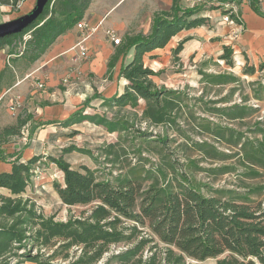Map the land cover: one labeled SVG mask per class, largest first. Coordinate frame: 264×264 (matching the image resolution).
<instances>
[{
    "label": "trees",
    "instance_id": "1",
    "mask_svg": "<svg viewBox=\"0 0 264 264\" xmlns=\"http://www.w3.org/2000/svg\"><path fill=\"white\" fill-rule=\"evenodd\" d=\"M21 1L0 0V4L17 10ZM90 2L50 0L31 26L1 38L0 49L30 32L25 51H31L33 59L38 58L84 17ZM250 3L258 9L256 0ZM219 7L224 8L223 3L183 7L175 0L169 10L155 14L150 33L126 35L109 61V68L122 56L119 71L128 86L124 93L106 98L105 105L138 106L142 98L146 100L142 119L155 125L178 126L187 96L179 89L157 85L153 76H158L160 71L145 65L144 54L165 46L182 29L202 24L206 17L200 14L204 10ZM230 11L233 9L226 12ZM231 17L237 20L236 13L232 12ZM187 39L173 50L176 61ZM233 52L231 45H225L219 59L233 65ZM254 71L253 65L247 69V72ZM201 74L215 84L238 81V77L228 73L201 71ZM94 96L87 98V103ZM251 110L241 103L207 107V111L220 117L248 124L250 135L230 125L206 120L202 123L203 132L231 147L230 152L205 139L196 141L191 147L199 152L198 157L189 155L186 161L180 162L164 156L155 167L141 168V180L137 175L140 171L135 167L120 173L115 182L99 179L87 165L74 167L66 154L77 150L87 152L75 144L63 147L57 155H47L64 173V184H54L62 203L91 204L82 215H71L66 220L45 215L35 199L21 195L32 185L33 166L41 156L24 161L21 149L9 153L5 145L13 136L21 135L29 118H19L16 124L0 129V158L12 164L10 171L0 172V187L10 192V195L0 193V264H11L13 258L14 264H112L114 261L118 264H199L198 261L208 258H218L217 264H264V119L249 125L245 119L250 117ZM86 118L109 132L130 129V122L124 118L108 119L99 115ZM141 134L150 136L146 131ZM156 140L166 144L168 135H159ZM203 161L209 166L201 165ZM198 172L213 180L227 174L231 179L216 186L211 179H197ZM145 180L150 183L144 185ZM119 243H125L126 247L106 256L111 246Z\"/></svg>",
    "mask_w": 264,
    "mask_h": 264
},
{
    "label": "crops",
    "instance_id": "2",
    "mask_svg": "<svg viewBox=\"0 0 264 264\" xmlns=\"http://www.w3.org/2000/svg\"><path fill=\"white\" fill-rule=\"evenodd\" d=\"M174 1L91 0L82 18L95 27L89 36L86 37L85 31L76 23L36 59H33L31 51L21 52L9 47L10 44L1 48L0 129L16 124L19 118H29L21 135L13 136L5 145L7 152L21 149L24 161L35 155L41 156L40 160L45 159L50 155L45 151H50V146L55 148L51 155L60 153L67 146L58 144L62 138L64 141L71 139L72 134H77L75 130H80L77 127L79 123L91 120L86 116L102 114L100 110L106 108V98L120 95L127 89L128 81L119 71L122 56L109 68V61L119 44L115 45L107 37L106 29H115L121 39L126 35L148 34L155 14L169 10ZM178 3L183 7L193 6L192 0H178ZM231 3L237 20H225L230 13L226 12L227 8L206 9L200 14L206 17L202 24L182 29L165 46L145 52V65L154 71L168 65L173 58V50L186 38L178 54L183 62L192 56L198 60L203 56H220L224 46L231 45L235 57L255 66L264 65V0H256L258 9L253 8L250 0H231ZM10 7L0 4V23L5 22L4 12ZM31 8L30 2L28 9ZM81 46L86 48L87 56L82 54ZM95 93L98 96H94ZM92 96L87 103V98ZM77 111L79 113L74 119L66 122ZM46 121L55 122L39 124ZM69 128L73 131L67 132ZM26 130L29 142L24 146ZM11 168L8 160L0 158V172L10 171ZM5 189L8 190L0 187V192L4 193L2 190Z\"/></svg>",
    "mask_w": 264,
    "mask_h": 264
},
{
    "label": "rangeland",
    "instance_id": "3",
    "mask_svg": "<svg viewBox=\"0 0 264 264\" xmlns=\"http://www.w3.org/2000/svg\"><path fill=\"white\" fill-rule=\"evenodd\" d=\"M29 1L33 8L36 0H23L21 1L22 3H19L16 11L10 7V10L4 12L6 14L5 21L29 12L32 9H28ZM24 41V36L16 37L12 40L9 47L23 50ZM235 55V52H233V65L219 59L218 54L203 56L199 60L192 56L186 58L184 62L179 60L178 55V60L176 61L175 55H173L171 63L157 70L160 71L159 75L154 78L157 81V85L165 86L169 89H179L184 91L187 96L182 104L184 114L182 113V117L178 119V126L155 125L142 119V111L146 106V100L140 98L138 106H132L130 103H110L106 108L100 110L102 113L101 115L99 114L100 117L104 116L108 119L124 118L128 120L130 129L109 132L105 127L90 120L89 123H79L77 127L80 130H75L77 134H72L71 139L66 141L62 138L58 144H75L77 147L87 151H73L67 154V160L73 162L72 165L74 167L82 164L87 165L95 170V174L99 179H111L113 182H115V178L120 173H125L127 169L132 167L140 171L137 175L139 180H141V175H143V169L141 168L155 167L164 156L173 157L180 162L186 161L189 155L198 157L199 152L194 147H191L196 141L205 139L230 152L231 147L220 144L213 136L203 132L202 123L208 120L215 124L230 125L244 131L246 135H250L247 131L248 124H241L240 121H230L220 117L214 112L207 111V107L213 109L214 107L241 103L252 109L250 117L245 119V122H249V125L256 120L264 119V65L255 66L245 59L235 57ZM252 65L255 67V71L253 73L247 72V69ZM201 71L209 74H232L238 77V81L226 84L211 83L201 74ZM40 86L44 87V85ZM66 131L70 132L73 130L69 128ZM139 131L141 133L146 131L150 133V136L145 137ZM27 133L26 130V143L29 142ZM159 135H168V142L166 144L158 142L156 139ZM49 148L50 151L47 149L45 151L50 154L54 152V147L50 146ZM109 150L113 151L112 154L108 152ZM117 153L119 156L116 158ZM57 154L55 153V155ZM113 159H117L116 162H113ZM201 165L209 166V163L203 161ZM33 173L32 185H29L21 195L23 197L31 196L35 199L38 209L45 215H54L57 220H66L71 215H82L83 212L90 208L91 204L69 206L62 203L54 184L56 182L64 184V173L47 156L33 166ZM195 176L203 181L211 179L216 186L222 185L231 179L228 174L219 176L214 180L213 178H208L204 172H198ZM143 183L147 185L150 180H145ZM2 191L4 193L0 192L1 194L10 195L8 190ZM125 247V243L112 245L106 256L113 252L116 253ZM145 254H147V250H145ZM217 259L208 258L198 261V263L217 264ZM14 263H16V260L13 258L11 264ZM19 264H30V262H19ZM112 264L118 263L114 261Z\"/></svg>",
    "mask_w": 264,
    "mask_h": 264
},
{
    "label": "water",
    "instance_id": "4",
    "mask_svg": "<svg viewBox=\"0 0 264 264\" xmlns=\"http://www.w3.org/2000/svg\"><path fill=\"white\" fill-rule=\"evenodd\" d=\"M50 0H36L35 6L26 14L0 23V39L23 32L42 14Z\"/></svg>",
    "mask_w": 264,
    "mask_h": 264
},
{
    "label": "built area",
    "instance_id": "5",
    "mask_svg": "<svg viewBox=\"0 0 264 264\" xmlns=\"http://www.w3.org/2000/svg\"><path fill=\"white\" fill-rule=\"evenodd\" d=\"M192 1H193V5L196 4V3L217 2V3H223L224 8H227L228 10H230V9L233 8V7H232V3H231L230 0H192ZM230 14H232L231 11H230L229 14H227V15L225 16V20H226V21H229V22H234L235 19H233V18L231 17ZM77 26H78L80 29H83V30L85 31V34H86L85 36H86V37L89 36L91 33H93L94 30H95V27L90 26V25L87 23V21L84 20V19L78 21V22H77ZM105 33H106L107 37H108V38H109V39H110L115 45L121 43L122 39H121L120 35L117 33V31H116L115 29H113V28H108V29H106V32H105ZM27 34H29V35H27ZM27 34L24 35V40H25V41H24V47H23V50H24V48L26 47V46H25V45H26V41H27L28 39L31 38V34H30V32L27 33ZM80 48H81L82 54H83L84 56H87L86 48H85L84 46H81ZM23 50L21 49V52H22ZM66 81H67V80H66Z\"/></svg>",
    "mask_w": 264,
    "mask_h": 264
}]
</instances>
